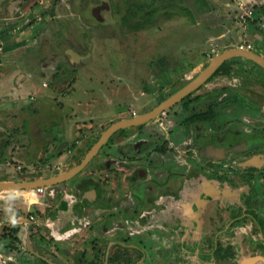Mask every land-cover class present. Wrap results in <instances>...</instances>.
<instances>
[{"label":"rangeland","instance_id":"374dc122","mask_svg":"<svg viewBox=\"0 0 264 264\" xmlns=\"http://www.w3.org/2000/svg\"><path fill=\"white\" fill-rule=\"evenodd\" d=\"M242 1L253 10L259 1L264 5V0H0L8 44L13 36L17 41L2 49L6 44L0 39V53L7 51L0 58L15 57L25 73L18 85L24 89L15 117L19 126L0 133L16 144L0 157V181L69 171L112 123L146 113L225 50L251 47L264 56V12L255 8L252 16L242 18ZM103 2L110 10L94 12L103 19L98 21L93 9ZM235 60L232 75L209 79L194 91L191 102L116 132L74 178L42 190H0V258L13 252L10 246L16 255H25L27 225L13 223L28 215L60 226L69 214L86 236L95 235L89 246L100 237L94 251L114 238L144 236L168 252L184 251L183 241L197 243L194 248L185 245L199 252V241L233 220L217 221L215 214L216 225L212 218L207 221L213 200L208 191L200 197L203 185L228 189L229 195L219 199L231 204L223 202L219 209L231 207L244 215L247 199L264 202V69L248 58ZM210 108L217 114L214 123L188 124L192 114ZM256 153L262 158L252 162ZM208 162L216 167L203 169ZM256 167L254 178H240L241 171ZM159 172L165 188L175 172L182 184L159 196L161 180H151ZM225 174L237 180L236 188L218 180ZM149 188L155 196L150 191L146 206L133 216L131 205H139L145 198L142 191ZM195 202L194 218L176 207ZM261 213L264 218V209ZM254 220L242 219L222 235L237 251L229 264L256 256L242 255L243 248L264 245ZM77 230L53 234L58 237L54 240L67 242Z\"/></svg>","mask_w":264,"mask_h":264},{"label":"flooded vegetation","instance_id":"af4514ba","mask_svg":"<svg viewBox=\"0 0 264 264\" xmlns=\"http://www.w3.org/2000/svg\"><path fill=\"white\" fill-rule=\"evenodd\" d=\"M103 3L104 4L101 7H97L93 10V14H95L94 12H97V11L106 13L108 10H110V6L108 2H103ZM238 48L253 50L251 47L245 48L244 46H240ZM253 51L256 52L255 50ZM222 76H226V75H222ZM174 93H172L171 95H173ZM193 93L188 95L186 98H184L179 103H182L183 105H185L186 103L191 102L194 99L192 97ZM163 101H161L160 103H162ZM160 103H158L152 109L157 107ZM152 109H150L149 111H151ZM168 110H166L165 112H167ZM165 112L160 113L157 117H159L161 114H164ZM200 114L202 116L203 115L206 116L204 117L205 118L204 120H197L196 116H199ZM216 115L217 114L215 113V111L212 108H210L208 111H202V112H197L195 114H192L190 117L187 118V122L188 124H194V123H199V122L214 123V119L216 118ZM157 117H155L154 119H156ZM255 137L260 138L256 135ZM233 139H236V138L233 137ZM231 143L232 142H229V144ZM155 148L156 147H154V149ZM261 155L262 154L260 153H256L255 158L250 159V160L252 162H257L256 158H260V157L262 158ZM205 166L206 167H203V169L205 168L212 169L216 167V164L214 162H208L206 163ZM257 169H258L257 167L252 168L250 171H248V173L241 171L240 178L245 182L251 178H254L255 172H253V170L257 171ZM163 175L164 173L162 174L161 172H159V173H155L154 174L155 177L151 178V180L152 179L161 180L157 183L158 192L156 193H158L159 196L161 195V193H164L165 189L169 191L170 190L174 191L176 189L175 185L178 187V185L182 184L181 182H179V179H178L179 177H177L178 175H180V173L175 172V173H172L171 175L173 176L171 180L172 183L169 184L165 188L166 184L165 182H163ZM217 178L219 181H227V183H229L234 188H236L237 187L236 185H238V183L236 182L237 180L231 179L229 175L227 174L219 175ZM23 181H27V180H23ZM132 188L136 189L137 186L132 187ZM202 189L206 191H202L200 197H202L205 194V192L208 191L210 194H212L211 199L213 200V203L211 205L212 208L210 209L211 215L209 216V218H207V221L212 218L214 219V223L216 225V220H215L216 217H217L216 218L217 221L219 218H223V219L232 218L233 220L231 221V223H229L230 222L229 220L226 221L225 226L222 229H220L217 232L216 230L213 233L210 232L211 233L210 237H207L203 241H199L198 246L201 247L202 249L199 252L188 250L190 249V246H186L185 244H191L192 246L191 248H194L195 245L197 244L194 242L189 243L188 241L187 242L183 241L184 245L180 247V249L184 251L168 252L163 249L155 248L157 240H152V239H149L148 237L145 238L144 236L140 237L138 240H136L135 236L124 237L126 238V240L114 238L108 241V243L105 244L104 246H101V247L99 246L97 251L96 250L94 251V249L97 247L96 243L100 242V237L99 239H97L98 241L94 239L95 242L93 243L92 247L89 246L88 243H90V241L95 235H93L92 237L91 235L86 236L85 235L86 230H84V232L80 231V225H79L80 223L78 221L69 220V214L66 215L65 219H62L60 221V226H54V224H52L54 222L52 221H51L52 223L49 221H47L46 223L36 221L35 216L28 215L27 218L25 219L21 218V220L18 219L13 223L14 225H17V224L21 226L23 224L27 225L26 234L24 237V244L26 246L25 255L24 256H20V254L16 255L17 252L14 251L16 249L13 246H10L9 249L12 250L13 252H10V254H7V255L3 254V256H1L0 258V264H193V263L194 264H214L213 260L215 263L229 264L230 259L234 261L236 260L237 251L236 249H234L232 244H229V242L225 243L227 242V239H229V237H227L226 235V239H225V238H222V235L228 232L229 230L228 226L233 227L236 223H240V220L246 219L248 217L253 218V219L255 218L254 221H256L257 228L261 233L260 238L263 239V243H264V236L262 233V229L264 227V218L262 217V213H261V211L264 209L263 201H260L257 199L253 201H249L247 199L245 203V207H246L245 210L247 214L243 215L241 213H236L234 211H231L232 210L231 207L228 209H225V208L219 209L220 207L224 206L223 202H226V203L229 202L228 199L227 201H223V199H219V197L221 196L224 197L225 195H229L228 189L223 190V188L220 187V185L209 183V182L206 185H203ZM150 191L151 193H153V196H155V193H154L155 191H152V189L149 188L147 191H144V190L142 191V193L145 194V196L143 195L145 198L142 199L143 201H140L139 205L136 206L133 202V204L131 205L133 216L136 215V212L138 210L137 208L141 206H146L144 202L146 199L150 198V193H149ZM229 193L233 194L234 190L230 191ZM132 194L134 196L135 192ZM206 197H208V195H206ZM227 204H231V203H227ZM196 206H197L196 202L192 203L191 207L189 204H181V203L179 205L176 204V207H180V209L185 211V214L188 212V215H192V218H194V215H195L193 212V208ZM228 212L230 214H228ZM215 214H216V217L214 218L213 215ZM212 219L211 221H213ZM207 221H204V222L207 223ZM187 226H189V224ZM78 227H79V230H77L74 236L72 237V239L68 240L67 242H64L62 240L60 241V239L57 241L54 240V238L56 239L58 237L53 234L59 233L58 236H61L63 233H65L67 229L71 231V230H74L75 228L78 229ZM50 228L54 229L56 232L52 233ZM16 232H17V235L20 236L21 230L19 231L16 230ZM212 237L214 240H212ZM204 249L209 250V251H205ZM241 252H242V255L247 254V253L257 252L255 257L244 259L242 261L243 264H254L255 262L256 264L264 263V245H262L259 242H257L255 246L251 245L249 247L243 248ZM6 256H9L8 260H11V262L5 260ZM18 256H20V258ZM192 257H195V258L193 259ZM210 260L212 261V263L208 262Z\"/></svg>","mask_w":264,"mask_h":264},{"label":"water","instance_id":"95a60500","mask_svg":"<svg viewBox=\"0 0 264 264\" xmlns=\"http://www.w3.org/2000/svg\"><path fill=\"white\" fill-rule=\"evenodd\" d=\"M93 15L98 21H103L102 18L96 17L95 14ZM77 57L78 59H80L79 56ZM238 57L251 59L256 63H258L264 69V56H262L259 53H256L249 49H242V48H232L225 50L219 53L218 55H216L208 63V65L197 76H195L188 84H186L180 90H178L169 98L164 100L162 103H160L157 107H155L151 111L141 115L134 116L132 118L122 119L112 123L107 129L104 130V132L98 138L97 142L93 145L91 150L85 155V157L81 160V162L78 165H76L74 168L64 173L54 175L51 177H46V178H56L55 182H52L51 184L40 183L41 181H44V179L46 178H38L23 182L0 181V190L40 189L44 187L53 186L55 184L63 183L74 178L77 174L83 171V169H85V167L98 155L100 150L108 143L110 138L116 132L128 127L143 125L151 121L152 119L157 117L160 113L165 112L166 110L175 106L176 104L181 102L184 98H186L188 95L196 91L199 87H201L204 83H206L224 63H226L227 61L233 58H238ZM62 175L65 176L63 177ZM57 177L59 178L57 179ZM26 182H31L33 184H24Z\"/></svg>","mask_w":264,"mask_h":264},{"label":"crops","instance_id":"0c3cea01","mask_svg":"<svg viewBox=\"0 0 264 264\" xmlns=\"http://www.w3.org/2000/svg\"><path fill=\"white\" fill-rule=\"evenodd\" d=\"M6 24L8 25V23H4L3 25L0 24V39L3 43L6 44L2 49H8L7 46H12L17 42L16 37L13 36L14 41H12L11 37V41L13 43L8 44L10 37L7 36L6 33ZM11 33H13V31H11ZM11 33H9L10 36ZM6 52V50L5 52L1 50L0 55H5ZM17 61L18 60L15 57H5L4 59L0 58V95L2 96V99L0 98V133H9L10 131L15 130L17 126H19L18 122V124H16L15 117L19 113V110L17 109L19 103L18 101L24 95V89H18V85L23 82L22 80L24 79L23 77H25V73L21 71ZM15 146L16 144L14 140H12V142H8L4 137L0 136V157H2L3 155L5 156V154H7L9 150L13 151L15 149ZM34 152L36 153L37 150H35ZM20 155V152H17L16 158L19 159Z\"/></svg>","mask_w":264,"mask_h":264},{"label":"trees","instance_id":"16d2710c","mask_svg":"<svg viewBox=\"0 0 264 264\" xmlns=\"http://www.w3.org/2000/svg\"><path fill=\"white\" fill-rule=\"evenodd\" d=\"M261 3H260V1H259V4L258 5H255L254 6V10H255V8L256 9H259V10H261L262 12H264V5H260ZM236 60L235 59H232V60H230V61H228V62H226V63H224L220 68H219V70L213 75V77L212 78H214V77H216V76H220V75H232L233 73H234V71H235V68H234V64H236ZM211 78V79H212ZM197 117V120H204L205 118L204 117H206L205 115H199V116H196Z\"/></svg>","mask_w":264,"mask_h":264},{"label":"built area","instance_id":"2783aa9c","mask_svg":"<svg viewBox=\"0 0 264 264\" xmlns=\"http://www.w3.org/2000/svg\"><path fill=\"white\" fill-rule=\"evenodd\" d=\"M241 8H242V18H247L248 16H252L254 14V10L250 8V6H245L244 2H241ZM40 190H42V188H40Z\"/></svg>","mask_w":264,"mask_h":264},{"label":"bare ground","instance_id":"6f19581e","mask_svg":"<svg viewBox=\"0 0 264 264\" xmlns=\"http://www.w3.org/2000/svg\"><path fill=\"white\" fill-rule=\"evenodd\" d=\"M253 51V50H252ZM63 177L65 176V175H62ZM62 176H59V177H62ZM59 177H57V179L59 178ZM55 179L56 178H46V179H44V181H41L40 183H45V184H51L52 182H55ZM16 182V181H15ZM23 182V181H22ZM24 184H33V183H31V182H26V183H24Z\"/></svg>","mask_w":264,"mask_h":264}]
</instances>
